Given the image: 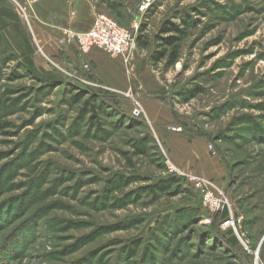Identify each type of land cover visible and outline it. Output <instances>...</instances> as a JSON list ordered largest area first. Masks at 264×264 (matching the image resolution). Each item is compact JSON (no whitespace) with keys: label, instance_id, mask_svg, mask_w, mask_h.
<instances>
[{"label":"rangeland","instance_id":"obj_1","mask_svg":"<svg viewBox=\"0 0 264 264\" xmlns=\"http://www.w3.org/2000/svg\"><path fill=\"white\" fill-rule=\"evenodd\" d=\"M146 3L114 0L117 16L99 0H0V264H264V0ZM106 11L132 32L130 71L155 86L141 97L72 45L45 56L31 31L83 32ZM142 98L177 131L146 118ZM184 137L207 143L221 187L175 164ZM191 176L225 194L227 218Z\"/></svg>","mask_w":264,"mask_h":264},{"label":"crops","instance_id":"obj_2","mask_svg":"<svg viewBox=\"0 0 264 264\" xmlns=\"http://www.w3.org/2000/svg\"><path fill=\"white\" fill-rule=\"evenodd\" d=\"M31 31L38 45L42 48H40L41 52H43L45 56H47L45 51L47 53H51L52 51L56 52L59 49L71 51L69 46L63 47L57 42V40H60L62 29L60 32L56 33L52 29H49L45 22H34L31 24ZM87 31L88 30L83 32ZM73 48L78 52L74 46ZM30 56H33V54ZM86 57H88L89 62H95L98 70L97 72L100 76L103 75V73L101 75L100 68L105 72L107 76L105 78L106 83L114 89L131 91L133 94H138L140 97L143 96V94L145 95V91L149 93L148 91L155 89L153 84H144L142 79H138L137 77L139 75L135 76L134 73L130 71L126 60L120 56L111 58L109 61H104L103 54H101L99 49L95 48ZM144 78L147 82H151V79L147 78V75H144ZM141 106L146 118L153 123L161 126H168L172 131L176 128L173 126L175 121L172 117L171 110L159 100L142 98ZM172 158L175 164H178L185 172L207 180H214L217 187H221L225 182V170L220 166L216 157L212 156L207 151V143L203 140L198 139L189 142L185 137L184 139L181 138L180 142L176 143L174 150H172Z\"/></svg>","mask_w":264,"mask_h":264},{"label":"built area","instance_id":"obj_3","mask_svg":"<svg viewBox=\"0 0 264 264\" xmlns=\"http://www.w3.org/2000/svg\"><path fill=\"white\" fill-rule=\"evenodd\" d=\"M146 2L142 9L148 7L152 0H146ZM59 42L63 46H74L84 57L96 48L112 57H123L128 62L135 40L132 32L128 28L120 26L115 17L106 11L96 15L92 27L87 32H75L71 29L62 30ZM86 67L88 68L87 64ZM134 114L141 116L142 112L140 109H135ZM173 130L177 131V129ZM167 163L170 171L178 172L169 160ZM189 179L202 190L204 203L207 206L216 211L222 212L224 210L227 200L223 192L216 194L209 188V182L195 176H191Z\"/></svg>","mask_w":264,"mask_h":264},{"label":"trees","instance_id":"obj_4","mask_svg":"<svg viewBox=\"0 0 264 264\" xmlns=\"http://www.w3.org/2000/svg\"><path fill=\"white\" fill-rule=\"evenodd\" d=\"M100 2H102L103 4H106L108 9L111 11V12H115L116 15L118 16L119 14H117V6H115L114 3V0H99ZM162 34H168V33H171V32H176V28L174 27H169V26H164L163 29L161 30ZM140 36H142L141 38H138V47L140 49H147L149 48V41L148 40H145V37L141 34ZM161 37V39L165 42V45L166 46H174L176 45V38H163L162 36H159V38ZM164 45V44H163ZM177 47L175 46L174 47V50L173 52L171 53L170 55V65H173L177 62V59H178V56H177ZM167 56V52L166 51H160L158 56L156 57V60L157 61H161L163 59H165ZM28 63H30L31 65H33V62L29 59H27ZM26 67L33 72L32 70V66H29L28 64H25ZM196 96V94H192L188 99H192ZM229 215V210L227 208H224V210L221 212V216L224 217V218H227ZM234 242L235 245H238L239 244V241L236 237L233 238L232 240Z\"/></svg>","mask_w":264,"mask_h":264}]
</instances>
